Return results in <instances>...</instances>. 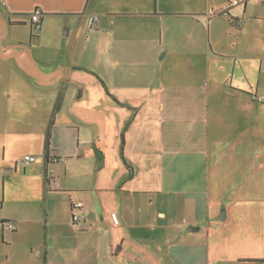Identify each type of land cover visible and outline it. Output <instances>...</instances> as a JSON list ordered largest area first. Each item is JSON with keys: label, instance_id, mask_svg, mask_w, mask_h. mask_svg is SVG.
Instances as JSON below:
<instances>
[{"label": "crops", "instance_id": "crops-1", "mask_svg": "<svg viewBox=\"0 0 264 264\" xmlns=\"http://www.w3.org/2000/svg\"><path fill=\"white\" fill-rule=\"evenodd\" d=\"M257 1L0 0V264H264Z\"/></svg>", "mask_w": 264, "mask_h": 264}, {"label": "built area", "instance_id": "built-area-1", "mask_svg": "<svg viewBox=\"0 0 264 264\" xmlns=\"http://www.w3.org/2000/svg\"><path fill=\"white\" fill-rule=\"evenodd\" d=\"M233 3H237V1H234ZM41 16H42V12L39 8H34L33 11L30 14V21H31V26H32V30H40L41 28ZM35 160V157L32 155H24L23 156V163L24 164H29L30 162H33ZM57 158L52 157L51 161H56ZM79 205L77 203H75L74 205H72V209H78ZM84 219V216L82 214H80L79 212H74L72 213V222L73 223H79ZM4 226L9 229L12 230L14 227V223L12 222H7L4 223Z\"/></svg>", "mask_w": 264, "mask_h": 264}, {"label": "trees", "instance_id": "trees-1", "mask_svg": "<svg viewBox=\"0 0 264 264\" xmlns=\"http://www.w3.org/2000/svg\"><path fill=\"white\" fill-rule=\"evenodd\" d=\"M220 13H223V14H224L225 11H221ZM100 81H101V80H100ZM101 83H102L103 87H105L104 82L101 81ZM54 109H55V107H54ZM48 146H49V132H47V135H46V142H45V146H44V158H45V160H46L47 162L51 161V158H52V157L49 156V153H48Z\"/></svg>", "mask_w": 264, "mask_h": 264}, {"label": "rangeland", "instance_id": "rangeland-1", "mask_svg": "<svg viewBox=\"0 0 264 264\" xmlns=\"http://www.w3.org/2000/svg\"><path fill=\"white\" fill-rule=\"evenodd\" d=\"M218 1H220V2H222L223 0H218ZM233 1V0H232ZM253 6H258V1L256 0V2L253 4ZM39 32V30H32V33H33V35H36L37 33Z\"/></svg>", "mask_w": 264, "mask_h": 264}]
</instances>
